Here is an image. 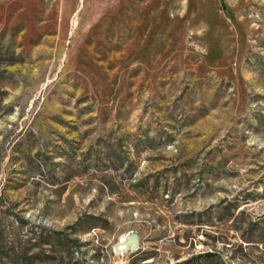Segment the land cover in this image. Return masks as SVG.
<instances>
[{
  "label": "rangeland",
  "instance_id": "obj_1",
  "mask_svg": "<svg viewBox=\"0 0 264 264\" xmlns=\"http://www.w3.org/2000/svg\"><path fill=\"white\" fill-rule=\"evenodd\" d=\"M25 250L264 264V0H0V264Z\"/></svg>",
  "mask_w": 264,
  "mask_h": 264
},
{
  "label": "trees",
  "instance_id": "obj_2",
  "mask_svg": "<svg viewBox=\"0 0 264 264\" xmlns=\"http://www.w3.org/2000/svg\"><path fill=\"white\" fill-rule=\"evenodd\" d=\"M84 217H86V218H88L90 220H93L89 224L91 226H95L96 225L95 223H97L96 219H99L98 215L93 214V213H86ZM27 252H28V250H25V251H23L22 254L24 255L25 259L29 260L28 263L31 264L32 263L31 257H33L36 252H31L29 254ZM207 254H209V252H205V254L192 255V256H189V257L184 258L182 260H177V261L173 262L172 264H196V261L199 258H202L204 255H207ZM72 264H75V263L72 262Z\"/></svg>",
  "mask_w": 264,
  "mask_h": 264
},
{
  "label": "water",
  "instance_id": "obj_3",
  "mask_svg": "<svg viewBox=\"0 0 264 264\" xmlns=\"http://www.w3.org/2000/svg\"><path fill=\"white\" fill-rule=\"evenodd\" d=\"M135 243H137L136 234L133 232H129L125 238H123L122 240L119 241L118 244H121V245L120 246L116 245L115 248L118 250L120 249L122 251H126V250L130 249L132 244H135Z\"/></svg>",
  "mask_w": 264,
  "mask_h": 264
}]
</instances>
